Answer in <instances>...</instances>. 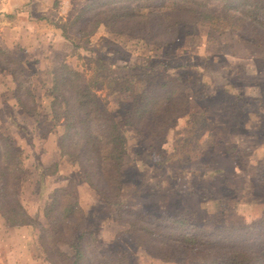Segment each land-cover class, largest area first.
<instances>
[{
	"label": "rangeland",
	"instance_id": "374dc122",
	"mask_svg": "<svg viewBox=\"0 0 264 264\" xmlns=\"http://www.w3.org/2000/svg\"><path fill=\"white\" fill-rule=\"evenodd\" d=\"M237 1L0 0V165L18 177L17 198L30 219L11 227L0 216V264H51L41 212L56 188L67 187L78 207L68 233H83L87 264H110L116 251L127 252L129 264L198 263L148 253L129 238L120 211L179 216L222 234L264 218V40L244 29L264 32V16L240 23ZM116 6L129 17H109ZM62 66L57 73L71 87L51 93L53 71ZM86 84L104 117L90 114L88 99L75 94ZM16 93L28 105L34 95L37 111L21 109ZM53 96L61 112L68 105V118L49 115ZM123 119L129 125L117 132L124 154L115 191L112 137L100 132ZM84 123L97 136L96 153L84 151L75 133ZM61 141L74 155L62 154ZM10 146L20 167L7 157ZM75 155L92 167L98 157L107 199L84 180ZM218 245L264 253V232Z\"/></svg>",
	"mask_w": 264,
	"mask_h": 264
},
{
	"label": "trees",
	"instance_id": "16d2710c",
	"mask_svg": "<svg viewBox=\"0 0 264 264\" xmlns=\"http://www.w3.org/2000/svg\"><path fill=\"white\" fill-rule=\"evenodd\" d=\"M233 5H236L237 8L236 6H232V8H235V11L242 15L241 17H236L235 15L236 20L240 23L245 22V24H250V19L255 20L259 18L260 15L264 16V0H238ZM245 5H248V7H245ZM238 7H242V9L238 10ZM115 8H117V6L108 9L111 10V12L113 11L109 17L114 18V16L117 15H119L120 18L129 17L127 15L128 10L125 9L126 11L122 10L124 13H119L118 9ZM172 8H174L173 10L180 9H175L173 6ZM101 12L102 11L99 10L97 14H93V17L97 18ZM192 13H194V11H192ZM211 17L210 19L217 20L219 15L212 14ZM208 18V15L203 16V14H201L199 19L207 20ZM224 19H228L226 23H231L232 18L224 17ZM186 21L188 20H184V22ZM244 29H246V32L249 33V35L255 37L257 42H262V40H264L263 31H260L258 35H255L254 32L257 28L244 27ZM62 69H66V67L62 66L60 69L53 71V78L51 79L52 86L50 89L51 93H54L55 91L62 93L66 88L71 87V85H68L67 81H65L64 76H59V73H57L58 70ZM61 74L62 73H60V75ZM71 75L74 78L75 76L77 79L80 78L78 72H72ZM89 90V84H86L83 89H79L76 86L75 94L79 97L88 99V102L93 106L90 108V114L95 115L98 118L104 117V115H106V109H103V107L99 105L97 102L98 96L96 94H89L87 92ZM15 96L18 106L21 109L27 113L37 111V104L34 95H29L32 98V105H28L20 94L16 93ZM57 101V98L53 96V99L50 102L51 109L49 110V115L52 116V119L57 120L63 118L64 120L65 117L68 118L67 113L69 112V107L66 104L61 112V108H56L55 106ZM64 101L67 102V99H64ZM81 105L84 106V102L81 103ZM128 111H130V109L125 110L124 117H127ZM88 115L89 114H86V117ZM123 120L121 122H113L110 120L104 128L100 127V133H105L104 131L107 130L106 132L112 137L110 140L111 151L109 152V156L113 159L110 166L112 170L111 178L115 184V191H117L119 185L118 183L124 154L122 146L123 141L119 139L117 132L121 127L129 125L126 124L125 119ZM80 121L82 123L84 122V120ZM91 128V125L87 123L80 124L78 126V131L75 133L80 135V144L84 151L91 150L96 153L98 140ZM9 148L7 157L11 156L10 153L12 147L10 146ZM60 148L63 155H74L71 152L64 150L65 148L63 149V141L60 142ZM19 156V153H17V155L14 153V156H11L16 159L17 167H20L21 164ZM75 158L79 161L80 169L85 173L83 177L84 180L89 182V185L92 186L102 198L107 199L105 185L101 186L98 184L100 178L98 177L97 170H100L99 164H101V162L99 163L98 161V157L96 156L93 167L92 165L84 164L79 155H75ZM91 167L93 170H90ZM0 168L2 169L0 170V216H2L5 223L9 224L11 227L29 226L30 219L16 194L19 179L16 175L11 176L1 165ZM66 190L67 187H63L56 188L52 191L48 205L42 209V216L47 220L46 231L49 232L48 238H50L51 250L47 249L44 241L42 242V245L51 264H61L63 260L66 262L68 261V264H87V258L82 247L81 236L83 233H80L78 236H74L73 232L72 234L68 233L70 229V218L74 209L78 207L74 202H71L72 197L70 194L65 193ZM63 194L66 197L69 196L70 199L63 202L61 200ZM124 214H126V218H123ZM147 216L134 213L133 211H120L118 214V217L122 218L124 220L123 222L128 226L127 232L129 233V238L136 242V245L145 247L146 251L154 256L159 255L167 261H171L178 257H185L187 259L190 258L191 260L198 261L197 264H264V253L259 249L247 250L241 245L238 247L232 245L233 247L219 250L218 245L223 239L229 241L230 238L240 239L245 234H262V232H264V218L242 226L226 227V231L222 234L217 229L208 230L195 226L193 223H189L185 218L179 216ZM74 237L76 238L72 241ZM39 238H41V235ZM61 245L68 247V249H71L72 251L68 253L65 249L61 248ZM155 248H159L160 253L155 252L156 250L153 251ZM55 256H59L58 261H55L57 259L54 260ZM111 257L113 258V256ZM114 257V260L108 258L110 264H129V256L125 251H116Z\"/></svg>",
	"mask_w": 264,
	"mask_h": 264
}]
</instances>
